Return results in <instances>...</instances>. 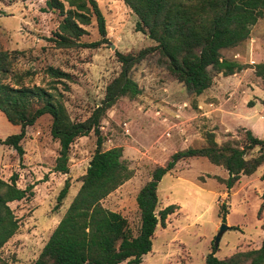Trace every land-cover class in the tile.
Instances as JSON below:
<instances>
[{
    "label": "rangeland",
    "instance_id": "1",
    "mask_svg": "<svg viewBox=\"0 0 264 264\" xmlns=\"http://www.w3.org/2000/svg\"><path fill=\"white\" fill-rule=\"evenodd\" d=\"M96 1L105 18L107 41L95 48L59 49L53 46L49 37L61 16L46 8V0H0V49H20L31 55V58L19 62L22 69L33 71V75L26 79L29 84L52 85L54 79L45 73L47 66L67 71L71 80L64 81L69 90H65L61 83L55 85L75 121L86 119L100 104L106 85L120 71L117 51L136 54L154 44L145 33L136 30L137 17L122 0ZM85 29L82 41L92 42L100 38L95 20ZM222 55L250 65L264 62V16L251 27L246 41L222 50ZM158 59L140 60L132 67L131 77L141 93L134 98L118 99L99 122L102 147L121 146L123 159L133 170V175L102 204L125 215L134 233L140 223L135 196L149 180L152 169L163 165L177 150L201 145L204 131L212 130L218 143L241 141L244 128L235 127L237 137L230 138L231 132L218 126L220 119L214 116L213 109L221 103L223 113L230 99L234 98V107L239 111L242 104L252 101L246 93L264 88V80L256 78L254 69H244L231 76L214 73L217 91L212 95L203 92V95L195 96ZM256 107L261 108L259 103ZM50 123V116L45 114L26 128L21 157L15 149L0 143V179L8 180L16 173L19 187L33 184L32 196L9 203L18 220V229L0 249V257L10 264H33L77 192L79 178L96 147L93 131L77 137L70 146L68 172L54 171L59 145L50 134ZM20 130L19 125L11 124L0 112L1 140ZM256 153L254 149L246 157ZM226 175L224 168L205 157L182 159L163 175L157 186V209L176 204L178 210L174 211L176 214L170 218L165 230L162 231L160 226L156 229L154 264H204L213 248L217 258H224L234 250L246 249L239 246L257 231L259 220L264 217V208L258 214L261 202L252 188L229 192L216 177ZM66 179L70 182L69 191L57 207L56 198ZM253 184L257 190H264V180H256ZM221 205L225 206L221 208ZM221 224L230 228L223 232L215 247L214 239ZM149 257L144 259V264H153Z\"/></svg>",
    "mask_w": 264,
    "mask_h": 264
},
{
    "label": "trees",
    "instance_id": "2",
    "mask_svg": "<svg viewBox=\"0 0 264 264\" xmlns=\"http://www.w3.org/2000/svg\"><path fill=\"white\" fill-rule=\"evenodd\" d=\"M122 1L137 17L136 30L145 33L154 44L136 54L115 53L121 63L120 71L106 85L100 104L82 121L70 117L62 93L55 85L61 83L69 90L64 81L71 80L67 71L47 66L45 73L54 79V83L49 87L29 84L26 79L33 71L22 69L19 62L31 55L20 49H0V112L11 124L21 128L19 133L0 139V143L12 147L21 157L26 128L48 114L50 134L59 145L53 170L67 173L72 142L91 131L96 136V147L79 178V188L33 264H119L122 261L141 264L143 255L151 250L156 228L165 227L168 215L178 208L176 204H169L157 209L158 183L178 161L207 158L227 171L226 178L216 177L228 189L241 175H251L264 163V138L254 136L250 130H244L241 141L223 143L216 141L213 131H204L201 145L177 150L163 165L152 169L149 180L135 196L140 221L135 233L125 215L103 206L102 201L128 180L133 170L123 159L121 146L102 147L99 122L118 99L134 98L141 93L130 74L138 61L159 58L168 72L195 96L212 85L214 73L228 76L252 67L255 75L264 80V62L250 65L222 55V50L249 38L251 27L264 16V0ZM45 4L47 9L57 11L61 16L49 37L55 48H95L107 41L105 18L96 0H46ZM93 20L100 38L84 42L85 26ZM254 149L256 155L247 158ZM16 181V173L8 180L0 179V249L18 229V220L9 203L33 195V184L22 188ZM69 187L70 182L66 179L56 198L57 207L68 194ZM260 198L258 214L264 208V191ZM214 252L215 248L207 254L204 264H264V238L258 248L237 250L224 258H217ZM0 264L10 263L0 257Z\"/></svg>",
    "mask_w": 264,
    "mask_h": 264
},
{
    "label": "crops",
    "instance_id": "3",
    "mask_svg": "<svg viewBox=\"0 0 264 264\" xmlns=\"http://www.w3.org/2000/svg\"><path fill=\"white\" fill-rule=\"evenodd\" d=\"M245 69L252 70L253 68L248 67ZM228 76H231V75H228ZM256 78L260 79V77H258V76H256ZM239 84L241 87L242 86L241 81ZM213 85H214V81H213L212 85L204 91V95H212L215 91H217L218 87L215 85L213 86ZM237 87H238V89L240 88L239 86H237ZM250 92L251 93H246V94L251 98L252 101H248V102H245V104H242L239 111L237 109H235V107H234V98L230 99V101L228 102V105L225 107V111L223 113H221V111H220L221 105H222L221 103H219L213 109L214 110L213 112L215 113L214 116L217 115L220 119L218 121V126L221 128H224L223 130L225 132H231V134L229 135L230 138H233L236 136L235 135V132H236L235 127H243L244 128L243 130H250L254 136L264 138V88L251 89ZM201 95H203V94H201ZM256 103H259L261 108L258 109L256 107ZM209 104L212 105L211 103H209ZM221 118H223V119L221 120ZM224 118L228 119V121H226V120L223 121ZM226 177H227V175L223 176L221 178H226ZM242 180H244V181L242 182ZM256 180H259V181L264 180V163H262L260 166H258V168L255 170V172L252 173L251 175H241L239 180L236 182V184H234V186H232L228 190H229V192L234 193L235 192L234 190L237 189L236 191L238 193L239 191L246 190L248 188H252L253 191L255 192V194L259 197L260 202H261L260 195L264 190H262L263 188H261L259 190L256 189V187L253 184V182ZM240 184L242 185V187ZM224 194H226V193H223V195ZM177 210L178 209L176 208V212H177ZM176 212H173V213L168 215V217L166 219L165 227H161L162 231L167 228V225L170 222V218H172L176 214ZM263 218L264 217L260 218V220H259L260 222L258 224L259 227H258L257 231H255L253 234H251L248 238H245V240L241 243V246H239V247H241V248L246 247V249H249V248H258L260 246L261 241L264 238V219ZM157 234H158V230H155L153 238H155L157 236ZM153 238H152L151 250L148 253L143 255L141 264H144L143 263L144 259L147 258V256L148 257L151 256V257H149V260L154 261L153 264L155 263V258H152L156 254V250H154ZM235 251H237V250H234L233 252H235ZM123 262L126 263V261H122L120 263H123Z\"/></svg>",
    "mask_w": 264,
    "mask_h": 264
},
{
    "label": "water",
    "instance_id": "4",
    "mask_svg": "<svg viewBox=\"0 0 264 264\" xmlns=\"http://www.w3.org/2000/svg\"><path fill=\"white\" fill-rule=\"evenodd\" d=\"M228 225H226V224H221L220 225V227H219V229H218V231H217V234H216V236H215V239H214V246L216 247L217 246V244H218V241L220 240V238H221V235L223 234V232L225 231V230H227L228 229Z\"/></svg>",
    "mask_w": 264,
    "mask_h": 264
},
{
    "label": "built area",
    "instance_id": "5",
    "mask_svg": "<svg viewBox=\"0 0 264 264\" xmlns=\"http://www.w3.org/2000/svg\"><path fill=\"white\" fill-rule=\"evenodd\" d=\"M124 125L126 126V123H124Z\"/></svg>",
    "mask_w": 264,
    "mask_h": 264
}]
</instances>
